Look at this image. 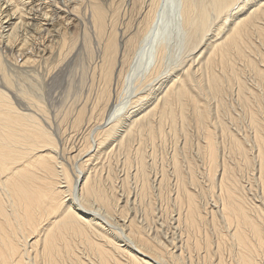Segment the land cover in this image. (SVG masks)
<instances>
[{"label":"bare ground","instance_id":"bare-ground-1","mask_svg":"<svg viewBox=\"0 0 264 264\" xmlns=\"http://www.w3.org/2000/svg\"><path fill=\"white\" fill-rule=\"evenodd\" d=\"M127 1H131V8L134 6L129 18L122 17V14L120 17L117 8L108 13V6L102 0H74L70 4L67 0H0V28L9 26L5 34H0V47L4 45L2 49L6 51H13L15 35L21 25L30 24L29 27L37 30H33L34 33L40 32L41 21L51 19L61 7L65 8L63 13L73 16L71 27L75 29L83 24V46L93 53L90 43L93 45V39L97 43L99 59H94L93 72L99 79V87L93 100L95 105L90 111L85 112L83 104L71 118L73 135L89 127L87 124L94 118L93 110L98 105L107 115L105 119L101 114L105 119V128L97 131L93 149L91 141L86 139L76 146L70 144L67 149L61 141L60 147L56 127H52L38 99L23 89L20 92L12 90L13 82L5 71V58L0 50V264H158L160 259L169 264H194L193 259L188 257L190 254L187 255L189 262L185 261L184 251H171L159 236H151L142 226L136 225L133 217L125 225V232L118 233H109L97 217L100 215L97 211L108 214L115 206L107 196V186L102 179L109 178L111 174L104 177L93 169L89 171L88 164L100 157L98 152L108 142L114 141L118 148L128 150L135 137L143 132L153 136V120L158 116L159 120L167 118L171 125L179 119L185 138L191 120L196 128L203 131L204 145L200 146V150L207 154L206 169L211 185L221 168L217 179L218 211L211 208L204 212L197 193L184 179L180 154L177 150L172 153V169L178 180L174 198L185 204L184 209L181 207L183 211L178 208L181 212L178 210L176 220L177 224L183 223L188 231L187 235L184 234L187 236L184 239L186 243H183V246L186 244V252L193 253L194 248L196 252H202L203 264H264L260 256L264 255L263 209L248 203L243 197L246 187L235 177V169L228 165L226 159L223 158L226 162L223 160L219 166L217 139L209 128L219 123V110L217 123L215 120L212 122L211 109L205 98L210 92L221 100L224 91L235 83L237 100L247 111L257 144L258 176L264 197L263 124L251 105L258 97L239 75L236 65L245 62L243 64L251 70L255 81L264 87V53L260 47L264 46V0H178L173 14L176 29L186 33L185 39L190 43L191 50H197L202 43L194 53L196 59L202 57L201 61L194 63L192 55L189 57L191 60H187L186 64L183 62L185 65L181 63L178 69L165 67L166 46L163 38L158 37L159 27L156 28L160 13L170 11L166 9L167 4L162 8L161 0ZM3 3L11 5L10 8L2 9ZM125 12L123 14H127ZM212 25H215L213 29ZM46 30L47 33L54 31V26ZM211 31L212 34L208 35ZM68 36L60 34L56 44L51 42L47 45L50 49L57 47L59 62L67 56L68 51L63 50L70 49L77 42L78 36ZM24 40L21 41L22 46L27 39ZM203 44L206 45L204 49ZM22 46L17 48L22 55L21 63L26 66L36 62L34 57L32 59L31 55L21 52ZM46 52H43V58H46ZM252 52L259 53L258 62L249 57ZM186 53L191 54V51ZM10 59L18 61L16 56ZM199 63L195 68L194 65ZM132 82L133 95L129 94V107L122 114L127 102L124 99L128 97L125 94H128L126 92ZM86 119L88 122L83 123ZM220 124L223 133L227 130L226 124ZM83 131L80 133L83 134ZM227 134L230 137L228 154L236 155L238 163L241 160V163L250 164L244 142L231 133ZM186 148L185 144L183 149ZM137 155L139 167L135 176L140 178L138 192L143 197L148 192V175L144 170V155L140 152ZM76 158L82 159L78 162V169H74V165L69 167L68 160ZM189 168L188 163L187 173L192 183L195 178ZM162 181L163 178H160L159 185ZM92 201L97 207L90 204ZM207 224L208 227L201 230ZM121 241L125 243L120 244ZM225 248L227 256L223 253ZM191 249L192 252L189 251Z\"/></svg>","mask_w":264,"mask_h":264},{"label":"rangeland","instance_id":"rangeland-1","mask_svg":"<svg viewBox=\"0 0 264 264\" xmlns=\"http://www.w3.org/2000/svg\"><path fill=\"white\" fill-rule=\"evenodd\" d=\"M72 1L74 0H67L69 4ZM102 1L106 2L105 5L108 6L106 7L108 13L110 12V10H113V8H117L119 11L118 13H120L119 14L120 17L121 14L122 17L123 16H127L128 18L131 17L130 15L132 14L134 9V6L133 8H131L132 4L129 3L131 1H127V0H113V1L102 0ZM138 1L140 2V0ZM177 2L178 0H161V7L163 8L165 4H167L166 9H170V11L169 12L167 11L165 13L163 12L160 13V20L158 22V26H156V28L159 27L158 37L163 38L165 42L166 49H165V55L163 61L167 69L172 68V66L173 68L178 69L179 67H181L180 66L182 65L181 63L184 62L186 64L187 60H191V58L189 57H193L202 46L201 43V45L197 48V50L195 49H194L195 51L191 50L190 43L186 42L185 39L186 33L184 31L177 30L178 28L176 29L173 20L174 17L173 14L177 8ZM116 3L117 5L120 3V6L117 5L115 6ZM121 3L122 4L126 3V4L122 5ZM7 5H8L7 3H3L2 9L3 8L9 9L11 5H8V7H6ZM81 8H83V4L81 5ZM63 9L65 8L61 7L60 9H57L56 10L57 13L54 12L52 17H50L51 19L42 20L41 23L43 25H41L42 27L40 26V32L34 33V31L37 30L34 29L32 26L29 27L30 24L28 25L24 24L25 25V26L23 25L24 27L21 25L18 28L19 31V32L17 31L18 34L15 35V40H14L15 42L13 43V48H12L13 51H6L5 49H2L4 48V45L0 47L1 48L0 50L2 51L1 53L4 54V58H5L4 62L6 64V69H7V70L5 69V71H7L9 76H11V78L10 77L9 78L10 81L12 79L13 82L12 90L20 92L23 89V91H26L28 93L30 92L31 95H34L35 98L38 99L37 101L42 106L45 114L47 115L50 123L52 124V127L54 128L56 127L55 130H57L56 136L58 138L59 146L61 147L62 145H64L67 149L69 148L68 146H70V144L72 146L73 145L76 146L77 144H79V142L82 143L83 141L89 140L91 141L90 143L92 144L91 149H93L97 137L96 136L97 131L101 130L102 128H105L104 122L107 116L106 111L105 113H102L98 105L95 108V110H93L94 114L92 116H94V118H92L91 121L89 122L87 121V119L83 121V123H86V121L90 123L87 124L89 125V127L86 125L88 129L86 127L87 130L86 129L84 131L80 130L78 134L80 132L82 133V131L83 134L80 133L79 135L78 134L73 135L74 132L72 133L73 128L71 127V121H72L71 118L73 117L74 113H76L77 110L81 106H83V104H84L85 112L86 110L87 112H89L90 109L92 108V105H95V102L93 100L96 99L95 98V96L97 95L96 90L99 87V79L97 78V75L94 74L93 72L94 71L93 65L95 64L94 62L95 60L97 61L99 59L97 57L98 52L96 50L97 43L95 39H93V45H91L90 43V48L91 47L93 48V53L88 52L89 50H87L83 46L84 45L83 24H80L75 29L71 27L72 26L71 21L73 16L67 15L66 12L63 13L62 11ZM124 10L127 11L125 12ZM123 11L127 14H123L124 13ZM49 16L50 15H48V17ZM5 19L6 17H4V20ZM121 19L124 20V18ZM4 20L2 19V21ZM13 21L14 19H12L11 22L13 23ZM215 22L217 23V21ZM3 24L6 23L3 22ZM52 25L54 26V31H50L49 33H47L46 28L49 30L53 29ZM215 25L211 26L212 29L214 28ZM7 28H9V26L5 27L4 29L0 28L1 30L0 34L2 35L5 34ZM63 33L64 35L67 36L69 35L68 36L69 38L75 37L76 35V37L78 36L80 37V39L77 37V42H76L77 45L75 44V46H73L74 48L71 47L70 49L68 48L67 50L66 49L63 50L64 52L68 51V53L66 54L67 56H65L63 55L64 54L63 52L62 56L65 57H63L64 59L63 60L61 59L59 62L58 61L59 54L57 47L53 46V48L50 49V47L47 45H49V43L51 42L53 43H55V41L57 42L58 41L57 39L60 38V34L63 35ZM211 34L212 31L208 33V35ZM88 35H89V42H91V32L90 34L88 33ZM24 37L27 40L26 43L24 44L25 46H22L21 41L25 39ZM251 38L252 37H250V39ZM204 40H206V38ZM251 40L254 41L253 38ZM2 42L3 44H5L3 38H2ZM185 44H187L189 47ZM1 45L2 43L0 44V46ZM18 46L19 47L22 46L21 52H24V54L26 52L28 56L31 55L32 56L31 58L32 59L35 58L36 62L34 61L30 65H26V66L25 64H22L21 63L22 61H20L22 55H20L19 54L20 51L17 50V48H19ZM44 46H47L46 47L47 49L42 51ZM205 46L206 45L203 44L202 49H204ZM260 47L262 53H264V46L262 45ZM4 51L7 53H5ZM188 51H191V54L186 53ZM13 52L14 54L13 56H11ZM43 52H46L44 55V57L46 58L42 57ZM15 56L18 57L17 63L14 59L13 60L10 59L12 57L15 58ZM196 56H194L195 57L194 63H198L202 59V57H198L196 59ZM249 57L251 59H254L256 62L260 60L259 59L260 55L258 52L256 53L252 52L249 55ZM243 58H246V56ZM243 63H238L236 65L239 67L238 69L240 72L239 75L242 76V79H245L247 83L246 85L247 86L250 85L251 88L256 91L258 100L251 102V105L252 108L257 111V117L260 119V121H262L263 129L261 130V136L263 137V141H264V87L259 85L255 81L254 76H252V73L250 72L251 70H249L248 67ZM199 65L200 63L195 64L194 66L196 68ZM206 73L207 71L204 74ZM133 83L134 82H132L131 85H129L130 88H128L126 92L128 94H125L128 97L124 99V101L127 100V102L125 103V106H123L122 108V110H125L123 112L121 111L122 114H125L124 112H126L127 107H129L130 96L133 95V93H131ZM234 85H232L231 88L229 87L224 91L223 93L224 98L221 100L219 97H214L215 95L213 94L214 95L213 96L210 92L207 93L208 98L205 97V95H203V97L206 98L208 102V106L211 109V114H212L211 117L213 116V118H211L212 122L214 120L216 121L217 109L219 110L218 112L219 123H217L216 121L217 124H215V126H210L209 128L211 129L212 132H214V135L217 139V146H218L217 161L219 163V166L221 165L224 159L227 160L228 165L232 166V168L235 169L234 170V175L236 174L235 177H237L239 179V182L246 187L243 197L246 198L248 203H253L259 206L260 208H262L263 209L262 211L264 212V197L262 196V182H260L258 176L259 168L257 164L258 163L257 144L255 142V137L253 136V130L251 129L250 123L247 118L248 116L247 111L245 107L240 105L239 101L237 100L236 90ZM21 100L23 102L26 101L24 99ZM101 114L102 115L104 114L105 119L104 117H102ZM159 118H160L159 116L158 118L155 117V119L153 120L154 123L152 122L153 128L155 127L153 130V136L152 135L150 136L146 132H143L142 134H140L141 136L138 135L135 137L132 146L128 150H122L121 148H118L115 144L116 142L114 141L108 142L105 145H103V148L98 152V156L100 157L93 159L91 164H88L89 171L93 169L97 171V173L101 174V176L107 175L108 173L111 174L109 178H102V179L104 181L103 184L107 186V188H105L107 191V196L109 197V200L112 202V204L115 205L114 209L112 208V210L108 214L107 213L105 214V212L103 211H97L98 213H100V215L98 214L99 216L97 215L96 216L99 218V220L102 221L104 227L109 233L125 232V225L128 223L129 218L133 217L135 219L134 222L136 223V225L138 224L142 226L143 230L148 234H150L151 236H155V235L159 236V239H161V241H163L166 246L168 245L167 247L171 251L173 252H179L181 250L184 251L183 253L186 256L185 261L189 260V258H187V255L190 254L188 255V257L191 258L190 260L193 259L194 264H203L202 252L200 251H199L200 253L196 252V249L192 247V249L194 248V251L191 249L189 251L191 252L193 251V253H189L188 251L186 252V248H187L186 244H184L185 247L183 246V243H186L184 239L187 237L184 234L187 235L188 231L183 223L177 224L176 218L179 216L178 215L179 211L180 210L183 211L185 204L184 202L182 203L178 202L174 198L176 196L175 194L178 188L177 187L178 180L176 175L173 173V169H172V163H173L172 153L174 152V150H177V152L180 154L181 157L180 168L183 169L185 172L183 173L184 179L187 181L191 189L197 193L198 199L201 202L204 212L205 210L208 211L211 208L213 210L218 211L220 200L218 199L219 183L217 179H218V174L221 171L220 170L221 168L219 169L216 175L217 179L215 178L214 180L215 182H213L212 183L213 185H211V183L208 180V171L206 169L208 162L207 154L202 153L200 150V146L204 145V140H203L204 138L202 135L203 131L196 128V125L193 124L195 123L193 122V120H191L190 121L191 123L188 124V131L186 134L187 141H186L185 140L186 138L181 131V127H180L181 123H179V119L174 121L173 124L171 125L170 121H168L167 118L165 119L163 118L160 120ZM220 122H225L228 131L226 130L225 132L221 133ZM173 127L176 130H174ZM120 128L121 130L124 129V127H120ZM160 130L164 132L161 133ZM227 132L233 134L235 137L240 138V140L244 142L246 146V150L248 152V158L250 160V164L241 163V160L239 162L241 164H239L238 163L239 158L236 155L233 156L231 155L232 153L231 154L229 153L230 155L228 154L230 137L227 134ZM61 141L64 144H62ZM185 144L187 146L186 150L183 149V146ZM139 149L140 151H137ZM134 150L137 152L135 153ZM138 152L144 155L143 165H145L144 170L146 176L148 175V185H149L148 192L143 197L138 192L140 187L139 185L140 178L139 176L138 177L135 176V172L137 171L136 169L139 167V162H138L139 158L137 155ZM221 154L222 155L225 154V155L222 156ZM81 160H78V158H76V159H72L71 161L69 159L67 165L71 168L74 165L73 168L78 169L77 165L78 162H80ZM226 160L224 161L226 162ZM188 163L190 167L189 168L190 172L192 171L191 173L195 178V182H192L193 184L189 182L190 175L189 173H187ZM160 178H163V181L160 182L159 185L158 181ZM206 189H207L206 193H202V191ZM76 191L79 192L78 187ZM93 203L95 202L92 201L90 204L93 207H97L96 203L95 204ZM182 206L183 209L181 208ZM207 215H209L208 212ZM179 225H181V228ZM204 227L207 228L208 224L207 226L206 225L202 226L201 230H203ZM214 234H212L213 235L212 237L216 239ZM171 242L173 243L171 244ZM123 243L125 242L124 241L120 242V244ZM177 245L181 246V249ZM223 253L225 256H227L226 248L223 251ZM262 255L260 256L264 260V255L263 256ZM163 260L161 261L160 259L157 261H159L161 264H169L168 261L164 262ZM157 261L156 263H158Z\"/></svg>","mask_w":264,"mask_h":264}]
</instances>
